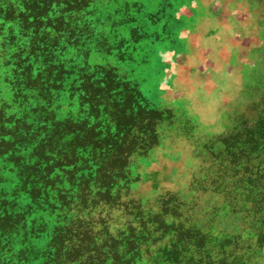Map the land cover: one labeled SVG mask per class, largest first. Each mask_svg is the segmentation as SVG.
I'll return each instance as SVG.
<instances>
[{"label": "rangeland", "instance_id": "obj_1", "mask_svg": "<svg viewBox=\"0 0 264 264\" xmlns=\"http://www.w3.org/2000/svg\"><path fill=\"white\" fill-rule=\"evenodd\" d=\"M35 35L57 46L46 81L23 70L42 71L27 59ZM129 91L155 109L153 129L128 132L119 158L95 152L89 179L68 185L44 155L60 157L75 127L95 128V144L112 133L102 105ZM263 107L264 0H0V200L11 217L50 220L28 244L7 239L0 264H264L248 180L260 169L264 189L263 164L240 159L234 174L230 156Z\"/></svg>", "mask_w": 264, "mask_h": 264}, {"label": "trees", "instance_id": "obj_2", "mask_svg": "<svg viewBox=\"0 0 264 264\" xmlns=\"http://www.w3.org/2000/svg\"><path fill=\"white\" fill-rule=\"evenodd\" d=\"M55 2V1H54ZM54 2L51 3V6H54ZM24 9H22L23 11ZM47 12V11H46ZM43 13H39L37 15L29 16L28 24L35 26V24H39L40 22L44 23L45 20H42ZM41 19V20H39ZM33 38L41 40L42 44L37 42L38 46H31V50L28 51L29 56H27V59L29 60H40L39 64L42 67V71H36V69H32L29 64L25 65L23 68L24 72H26V77L30 78L33 72H36V74H42V77L45 78L44 80H47V74L55 76L54 72H49L48 68L50 67V63L47 61L46 56L44 55V51H47L49 49L55 50L57 48L56 44L50 43V39H43L42 37H38V35L33 36ZM48 41V43H45L43 45L44 41ZM37 41V40H36ZM36 74H33L32 77L35 78ZM35 79H31L28 82V85L30 89H34L35 82H33ZM50 78L48 79L47 83L49 82ZM47 85V84H46ZM53 85L56 86V84L51 80L50 83H48V86ZM46 87V86H45ZM48 89L45 90L48 93H53V89L55 87H47ZM132 91H129V94L127 96H123V98L119 97L117 99L113 98L112 101L109 102L110 106H107L106 108L104 105H102L100 114H101V120L106 121L102 124L107 125L109 127L114 126V130L112 133L105 132V129L102 130L103 135L99 137L96 140V144L91 141L90 137L87 136V132L89 131L90 135L93 134V130L95 128L88 127L85 129L86 131H83L80 127H75L72 132H74V139L72 142L68 140L66 143V147L63 148L62 153L60 157H58L56 160L52 161L51 156L49 153H46L44 155V160H48L49 164H55L59 167H62V171H58L61 173V177H65L66 180L70 183L68 185H73L75 183L74 181L80 180L83 178V180L86 182L89 178L88 170L85 169V164L89 162V159H92V155H95V152L97 154H101L104 158L105 155H113L114 158H119L118 152L121 153L122 145H124L125 135L130 132L133 128H137V126L142 125L144 127H148V129L151 130V127L153 129L154 121H155V109L145 110L143 106H141L140 102H135V97L139 96H131ZM134 97L132 100L131 98ZM98 98L100 100L105 99L103 93L98 94ZM117 99V100H116ZM258 113L256 114L255 120L252 123V125H249L251 130H247L248 136L246 135V131L244 129L241 130L242 139L241 140H234V144H239L234 147L232 145L231 147L234 149L235 152L231 153L230 156L232 157V164L234 168L236 169V173L234 174H243L244 168L242 166V163H239L240 159H245L244 161H248V159L254 158L256 161V164L260 166V164H263L264 168V156H260L259 154L264 151V107L261 109H258ZM50 110L43 111L45 115V120L50 123V119L48 117ZM87 116L91 119H95L93 111L87 112ZM114 124V125H113ZM94 125V124H91ZM68 130V129H67ZM66 131V130H65ZM49 135H46V138H49ZM47 140V139H46ZM128 142V141H127ZM129 143V142H128ZM65 144L64 142H60L58 145ZM60 148V147H59ZM61 150V149H59ZM57 151V150H56ZM117 152V153H116ZM54 153V151H53ZM56 153H59L58 151ZM99 156V155H98ZM127 160V155H125ZM107 158L104 159V162L99 163L101 166L106 162ZM51 162V163H50ZM81 165V166H80ZM83 165V166H82ZM97 169H100L99 166H96ZM80 171H83L84 174H82ZM260 169L254 170L253 172H248V180L250 182V186L252 191L254 192L253 199L251 201V207L255 210V213L260 214L258 218L262 219L259 220V225L255 227V222L252 224V229L255 235L256 242L258 244L264 243V189L262 191H257L258 189V180L260 178L259 176ZM264 172V171H263ZM97 173V171H96ZM78 178L76 179V176ZM46 183V182H45ZM44 183V184H45ZM59 184V183H58ZM45 188H47L46 191H49V185L44 186V190L39 191L41 194V197L44 198L47 194L45 191ZM33 189H29L28 192H33ZM44 204V202H42ZM72 202L69 199H66L62 203L58 204V207L56 209L55 216L60 217V213L66 214L69 212V210L72 209ZM15 205L12 204L8 205L5 203V201L0 200V245L3 246V249L0 247V257H2L1 253L6 254L9 252V249H7L8 243L7 239L10 241V244L12 243H18V244H25L29 243L30 238L35 239L38 236L44 234L45 228L43 227V223L50 224V220H44L45 217L40 218L37 221L26 223L24 221V216L22 217L21 214H15L14 217H11V208ZM40 210V209H37ZM262 211V212H261ZM35 212V211H33ZM38 212V211H37ZM53 219H55L54 216L49 215ZM42 220V221H41ZM65 229H71L69 224H65ZM61 237V233L56 235V237ZM34 241V240H33ZM44 252V251H43ZM44 254V253H43ZM43 257V256H42ZM45 262L46 261H52L50 259V255L46 254L45 257H43ZM22 257H19V260H21ZM1 264H8L7 262L1 263Z\"/></svg>", "mask_w": 264, "mask_h": 264}]
</instances>
